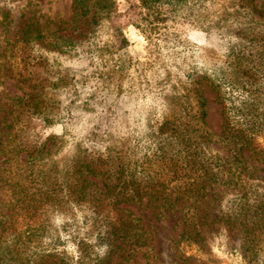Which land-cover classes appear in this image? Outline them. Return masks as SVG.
<instances>
[{
    "label": "rangeland",
    "instance_id": "rangeland-1",
    "mask_svg": "<svg viewBox=\"0 0 264 264\" xmlns=\"http://www.w3.org/2000/svg\"><path fill=\"white\" fill-rule=\"evenodd\" d=\"M103 4L110 19L96 26L97 41L63 50L40 45L31 35L23 38L32 24H48L53 30L58 21L69 20L73 0H0V224L16 210L10 204L20 190L17 180L28 172L26 154L16 148L18 140L34 148L51 136L62 138L45 157L53 171L80 150L100 153L112 147L137 160L163 148L184 160L194 154V165L207 163L197 173L198 199L188 198L187 186L178 194L187 178L166 167L167 197L143 196L117 205L107 214L114 222L108 226L106 217L94 214L87 204L43 214L37 241L21 250L24 262L32 264L36 254L57 251L62 264H76L79 235L95 246L86 264H257L255 255L245 250L243 232L256 224L251 240L258 241L253 245L263 264L264 129L254 138L255 146L231 152L232 146L220 138L222 107L208 82L224 83L231 93L224 78L231 49L246 37L245 26L233 22L229 0ZM119 26L128 44L111 49V34ZM24 77L33 79L22 84ZM33 85L53 103L56 121L46 123L26 113L25 91ZM89 102L95 113L82 109ZM166 116L176 125L192 124L188 146L177 141L168 147L169 139L159 137ZM219 167L221 173L211 180ZM234 170L242 172L244 181ZM127 216L148 235L138 241L133 235L108 234Z\"/></svg>",
    "mask_w": 264,
    "mask_h": 264
},
{
    "label": "trees",
    "instance_id": "trees-1",
    "mask_svg": "<svg viewBox=\"0 0 264 264\" xmlns=\"http://www.w3.org/2000/svg\"><path fill=\"white\" fill-rule=\"evenodd\" d=\"M104 1L106 0H73V16L69 20L58 21L53 30L48 24L42 28H32V24L25 32L23 40H28L31 35L40 45L63 50L69 45L79 46L92 41L95 43L98 37L96 26L110 19L108 12L102 10L106 6L103 4ZM155 1L160 0H142V4L149 6ZM229 7L232 9L230 15L233 22L246 28V37L231 49L229 57L231 62L228 64L230 71L228 77L224 78L230 83L231 93L226 91L224 83L215 84L212 80L208 82L222 107L224 125L220 138L224 144L232 146L229 149L231 152L239 154L241 150L255 146L257 142L254 138L260 129H264V0H229ZM111 37L108 44L111 49H122L128 44L120 26L113 29ZM27 68L31 69L33 66L27 64ZM32 79L30 77V80H27L24 77L19 82L26 84ZM36 87L38 86L33 85L25 91L26 113L46 123L56 121L59 114L55 111L53 103L51 100H45L44 93L38 92ZM237 94L244 95L248 100L241 102ZM93 98L91 96L90 100ZM82 109L92 113L97 111L90 102ZM189 124L192 125L191 123L176 125L173 118L166 116L159 127V137L169 139L168 147L177 141L188 146L191 139ZM16 139L18 140V136ZM61 139L51 136L34 148L23 146L19 140L16 142V148L26 154L28 172L25 177L17 180L20 190L10 204L11 209L13 207L16 210L4 215L1 220L0 264H28L24 262L21 250L37 241V236L41 234L39 218L43 214L46 216L51 211H65L72 206L83 208L87 204V208L92 209L94 214L106 217L105 226H108L114 222L107 214L110 215L117 205L138 201L143 196L166 198L167 196H164L168 176L166 167L173 169V175L179 172L183 174L182 177L187 178L184 187H175L178 194L185 186L187 188L184 191L191 195L188 198L198 199L201 194L197 173L202 168L205 170L207 163L199 161L194 165L196 162V159L193 160L194 154L189 156L188 160H184L185 157L182 158L179 154L169 155L166 149L159 148V153L153 152L133 160L125 152L114 150L112 147H107V151L100 153L80 150V153L70 160L60 162L59 168L53 171L48 164L50 160H46L45 157L51 155L57 141L61 142ZM204 155L206 156L205 153ZM241 158L240 156L239 159ZM180 159L183 160L182 165L178 164ZM234 159L237 160V157L234 156ZM218 171L220 174V167L211 172V180L216 179ZM235 173L244 181L241 177L242 172ZM182 196L185 197V194ZM123 219L125 221L118 222L115 230L107 233L124 238L133 235L138 241L148 235V232L140 229L139 222L134 223L129 216ZM254 226L256 224L243 228L244 235L247 236L244 244L246 252H252L256 263L260 264L253 245L258 241L255 238L251 240V235L255 232ZM120 231L122 233L119 235ZM78 239L75 242L76 264H86L89 251L94 253L95 246L88 243L85 237L78 235ZM133 250L132 247L129 248V251ZM113 251L116 250L110 248L109 252ZM60 255L57 251L46 255L38 253L32 264H62L58 260Z\"/></svg>",
    "mask_w": 264,
    "mask_h": 264
}]
</instances>
